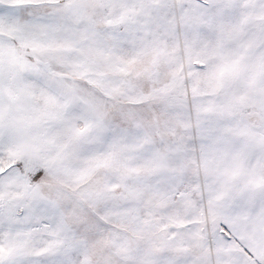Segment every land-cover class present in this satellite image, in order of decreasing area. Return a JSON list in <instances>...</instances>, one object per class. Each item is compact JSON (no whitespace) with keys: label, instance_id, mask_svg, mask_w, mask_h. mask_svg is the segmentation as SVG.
<instances>
[{"label":"snow or ice","instance_id":"snow-or-ice-1","mask_svg":"<svg viewBox=\"0 0 264 264\" xmlns=\"http://www.w3.org/2000/svg\"><path fill=\"white\" fill-rule=\"evenodd\" d=\"M0 264H264V0H0Z\"/></svg>","mask_w":264,"mask_h":264}]
</instances>
